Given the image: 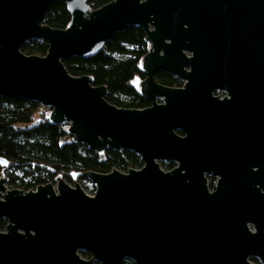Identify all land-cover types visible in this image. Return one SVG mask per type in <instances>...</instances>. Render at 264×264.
Instances as JSON below:
<instances>
[{
	"label": "water",
	"instance_id": "obj_1",
	"mask_svg": "<svg viewBox=\"0 0 264 264\" xmlns=\"http://www.w3.org/2000/svg\"><path fill=\"white\" fill-rule=\"evenodd\" d=\"M55 1L70 14L64 29L45 23ZM130 26L150 44L141 60L150 102L143 109L109 103L105 85L63 63L94 57ZM37 39L47 43L45 55L21 51ZM231 67L251 76L260 99L264 0H111L98 8L86 0H0V96L50 107L47 120L68 124L74 141L97 153L129 150L142 163L83 172L93 194L61 178L24 191L6 187L2 174L0 264H254L250 257L264 264V111L254 112L247 156L229 165L215 159L214 115L205 112L220 70L232 76ZM158 71L188 81L169 88L154 80ZM170 160L179 165L160 168ZM203 170L221 176L212 192Z\"/></svg>",
	"mask_w": 264,
	"mask_h": 264
},
{
	"label": "trees",
	"instance_id": "obj_2",
	"mask_svg": "<svg viewBox=\"0 0 264 264\" xmlns=\"http://www.w3.org/2000/svg\"><path fill=\"white\" fill-rule=\"evenodd\" d=\"M111 0H86L91 8H98ZM70 14L66 6L55 1L46 15L45 23L52 28L64 29L68 26ZM48 45L42 40L25 42L21 51L27 55H45ZM148 44L145 34L138 26H130L117 32L108 40L102 51L94 57L84 59L72 57L63 60L67 71L73 76H92V84L105 85L108 94L106 100L124 108H141L146 100L138 96L133 80L144 78L141 59L147 53ZM124 55L125 58H117ZM161 81L167 74H159ZM130 98L125 103L117 96ZM41 105L17 97L0 96V171L20 170L29 181L24 190H33L38 185L56 182L57 178L74 183L76 178H85L82 173L94 171L108 173L113 168L125 172L128 168H140L142 163L135 153L129 150L115 151L106 149L102 153L90 150L81 142L73 140L68 124L49 122L46 116L51 108L40 110ZM16 177H11L13 182ZM6 220L0 218V230H4ZM82 257L90 255L80 252ZM100 264V263H97ZM120 264H135L124 259Z\"/></svg>",
	"mask_w": 264,
	"mask_h": 264
},
{
	"label": "flooded vegetation",
	"instance_id": "obj_3",
	"mask_svg": "<svg viewBox=\"0 0 264 264\" xmlns=\"http://www.w3.org/2000/svg\"><path fill=\"white\" fill-rule=\"evenodd\" d=\"M146 43L148 44V52L150 44L148 42ZM186 55L188 57L191 56L188 53ZM185 69L186 71H190L189 67H186ZM229 70V73L232 72V76H229V74L226 75V69L220 70V73L222 72L225 75L220 74V81H218L219 83L211 92V97L213 98L211 108L205 110V112H211L214 115V124L217 131V134H214L216 136L214 140L216 153L215 159L216 161L217 159L218 161L222 160L228 165L232 163V161L236 163V160L241 155L247 156L249 146L251 147L252 143L251 127L254 119V112L257 111L258 107H260L261 110L264 111V91L262 86V91L260 94L261 97L259 99V94H256L252 87L250 78L251 76L246 75V77H243V72H241V70L239 69H237L239 70L237 71L236 68L233 67H231V69ZM245 72H247L246 69ZM143 73L145 75L144 78L137 76L133 80L135 93L138 96L143 97L147 101L144 107L137 109H143L150 106V102L148 101V99H146V97H144L141 93V83L146 78V74L144 71ZM159 74H167L168 78L161 81V79L158 77ZM154 80L160 85L173 89L184 88L186 82L188 81L187 79H181L178 76L164 71L156 72L154 74ZM156 101L157 103H163V100L161 98H157ZM174 132L181 137L185 136V133L180 129H176ZM136 156L140 159L139 155L136 154ZM158 164L160 168L165 171L172 170L179 165L178 162L173 160L158 161ZM203 177L205 179V184L208 192H212L213 190H215L218 186V181L221 179V176L219 174H216L212 170H203ZM249 261L254 264H261L257 257H250Z\"/></svg>",
	"mask_w": 264,
	"mask_h": 264
},
{
	"label": "rangeland",
	"instance_id": "obj_4",
	"mask_svg": "<svg viewBox=\"0 0 264 264\" xmlns=\"http://www.w3.org/2000/svg\"><path fill=\"white\" fill-rule=\"evenodd\" d=\"M116 57L117 58H125L126 56H124V55H116ZM117 97H118V99L120 101L125 102V103H128V102L131 101L130 98L127 97V96L119 95ZM45 108L47 109V108H50V107H43V106H41L40 110H43ZM2 174L6 178L5 179L6 187H18L21 190H24V186L30 180L29 177H24L23 176V173L20 170H3V171H0V176ZM11 177H16L13 182L9 181V179ZM78 180H79V183H80V187H82L84 190H86L90 194H93L94 193L95 185L91 181H89L86 178H76L74 180V182H77ZM66 182H68V181H66ZM53 184L55 186V182H53ZM69 184L73 185V183H69Z\"/></svg>",
	"mask_w": 264,
	"mask_h": 264
}]
</instances>
